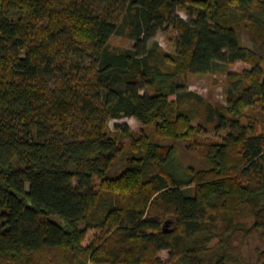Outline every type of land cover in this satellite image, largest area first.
<instances>
[{
  "label": "trees",
  "instance_id": "16d2710c",
  "mask_svg": "<svg viewBox=\"0 0 264 264\" xmlns=\"http://www.w3.org/2000/svg\"><path fill=\"white\" fill-rule=\"evenodd\" d=\"M169 27L175 53L153 42ZM245 29L264 52V0H0V264H264V57ZM219 66L226 104L185 85ZM123 118L143 126L130 145Z\"/></svg>",
  "mask_w": 264,
  "mask_h": 264
},
{
  "label": "rangeland",
  "instance_id": "374dc122",
  "mask_svg": "<svg viewBox=\"0 0 264 264\" xmlns=\"http://www.w3.org/2000/svg\"><path fill=\"white\" fill-rule=\"evenodd\" d=\"M179 15L185 19H188V15L185 11L180 10ZM242 37L245 46L251 48L252 50L256 51L264 57V52L255 45L254 41H252L250 37V32L248 30L245 29L242 32ZM176 39L177 32L173 28L169 27L160 31L157 34L156 38L153 40V42H157L164 51L169 53H175ZM133 44V41L121 36H115L111 41V45L113 47L120 49L131 48ZM245 67V64L238 63L235 67L231 68V70L238 71ZM184 83L188 86L191 91L199 93L200 95L210 99L215 104L227 103V74L223 67H217V70L210 74L190 77ZM109 126L112 132L111 135L117 137L118 141L124 145H130L133 142V137L126 136L121 131H125L127 129L132 131L134 134L143 131V126L135 118L114 119L110 121ZM216 138H218V136L215 133L211 132L206 136L201 137V141L208 142ZM96 183L99 184V181H96ZM246 253L248 254V256H254V244L248 246V248L246 249ZM161 257L164 260H167L169 258V252L163 251L161 253Z\"/></svg>",
  "mask_w": 264,
  "mask_h": 264
}]
</instances>
